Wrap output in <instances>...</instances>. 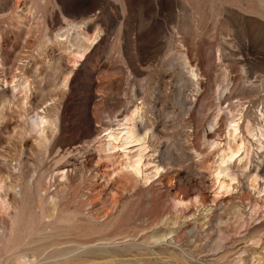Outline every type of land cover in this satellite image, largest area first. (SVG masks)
<instances>
[{
    "label": "rangeland",
    "instance_id": "obj_1",
    "mask_svg": "<svg viewBox=\"0 0 264 264\" xmlns=\"http://www.w3.org/2000/svg\"><path fill=\"white\" fill-rule=\"evenodd\" d=\"M135 108L145 182L102 150ZM261 134L264 0H0V204L37 219L0 264H264Z\"/></svg>",
    "mask_w": 264,
    "mask_h": 264
},
{
    "label": "bare ground",
    "instance_id": "obj_2",
    "mask_svg": "<svg viewBox=\"0 0 264 264\" xmlns=\"http://www.w3.org/2000/svg\"><path fill=\"white\" fill-rule=\"evenodd\" d=\"M189 81L192 85H196V75L192 70L188 71ZM140 118L139 109L135 108L134 110L127 113L123 116L116 124L117 129L106 131L103 134L104 145L102 146L103 151H114L121 150L123 154L121 166L123 169L131 172L134 176H141L142 181H148L150 177L157 176L159 174V168L157 166L152 167V173L149 177L146 174H143L144 170L150 163L145 162L144 153L146 148L144 146V134L141 136L140 131L136 130V120ZM238 119L230 120L227 126V140L224 144V148L217 155V166L215 167L213 174V181L215 187L219 190L225 189L227 187L225 181H234V173L229 171L228 164L231 163L235 158L239 157L242 152H245V144L240 140L239 134V121ZM47 123L43 118H38V126L40 127L39 134L43 132V126ZM245 132L248 136H252L251 131L248 127V123L244 126ZM260 132V130H258ZM239 138V142L237 139ZM260 138H264V135H260ZM264 141V140H263ZM217 145V144H214ZM137 147L136 151L133 149L130 151V148ZM247 153H245V156ZM217 189V190H218ZM264 190V189H263ZM262 191V190H261ZM10 208V205L0 204V224L5 228L4 233L0 234V246L3 249V254L7 255L10 252H13L17 245L16 239L18 236H28L32 234V227L36 224L34 217L30 216H20L19 213L14 212L13 214L7 213V210ZM15 210V207L14 209ZM56 207L51 204L41 220H45V226H49L50 220L55 216ZM67 222V219L62 220ZM39 223V222H37ZM55 231V230H54ZM32 241L26 242V245L31 244ZM10 257V256H9ZM8 257V258H9ZM13 260L10 261L12 264H34L25 259L24 256L13 254ZM7 258V257H6ZM7 258V260H8ZM30 260V259H29Z\"/></svg>",
    "mask_w": 264,
    "mask_h": 264
}]
</instances>
